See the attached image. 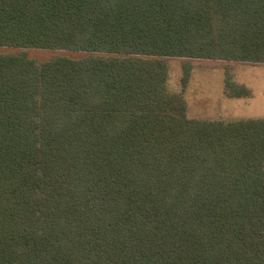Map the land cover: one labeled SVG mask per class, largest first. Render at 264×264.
<instances>
[{
    "label": "trees",
    "instance_id": "obj_1",
    "mask_svg": "<svg viewBox=\"0 0 264 264\" xmlns=\"http://www.w3.org/2000/svg\"><path fill=\"white\" fill-rule=\"evenodd\" d=\"M0 48L83 54L0 53V264H264V119L167 87L264 65V0H0Z\"/></svg>",
    "mask_w": 264,
    "mask_h": 264
},
{
    "label": "rangeland",
    "instance_id": "obj_2",
    "mask_svg": "<svg viewBox=\"0 0 264 264\" xmlns=\"http://www.w3.org/2000/svg\"><path fill=\"white\" fill-rule=\"evenodd\" d=\"M21 51H25L27 56L38 62L49 60L56 55L68 56L70 58H80L83 54L72 52H58L48 50H36V49H12V48H0V53L14 54ZM182 60L181 59H169L168 60V81L167 87L170 92L182 93L185 98L186 106H189L187 110V117L190 119L204 120L208 118L206 116V110L208 105L216 103L215 98H219L221 90H223L224 73L228 72L230 75L238 73V71H254L259 69L262 65H252L248 63H235V62H222L211 60H192V72L189 79V84L185 91L182 89ZM248 80V77H245ZM261 82L260 76L258 82ZM258 86V85H257ZM207 96V97H205ZM207 99H205V98ZM259 100L264 101V96H260ZM262 101H259L260 103ZM213 118V117H211ZM210 120V119H209Z\"/></svg>",
    "mask_w": 264,
    "mask_h": 264
},
{
    "label": "crops",
    "instance_id": "obj_3",
    "mask_svg": "<svg viewBox=\"0 0 264 264\" xmlns=\"http://www.w3.org/2000/svg\"><path fill=\"white\" fill-rule=\"evenodd\" d=\"M261 65L262 66L257 70H241L238 71V73L231 75L232 81L234 83L245 87L249 91L250 95L248 97H228L224 90L226 77L224 73L223 90L220 92L221 96L214 99L216 103L212 104L211 106L208 105L206 110L202 111L203 113L207 111L206 116H208V118L204 120L229 122L248 119H264V101L259 100L260 96H264V65ZM259 76L261 82L257 83ZM245 77H248L249 79L246 80ZM259 101L262 102L260 103ZM189 109L190 107L187 106L188 111Z\"/></svg>",
    "mask_w": 264,
    "mask_h": 264
}]
</instances>
